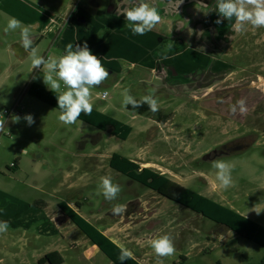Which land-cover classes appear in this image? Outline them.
Returning <instances> with one entry per match:
<instances>
[{
    "label": "rangeland",
    "instance_id": "1",
    "mask_svg": "<svg viewBox=\"0 0 264 264\" xmlns=\"http://www.w3.org/2000/svg\"><path fill=\"white\" fill-rule=\"evenodd\" d=\"M94 1L0 0V113L6 108L15 112L10 119L0 118V220L9 224L0 234V264H49L45 255L53 251H60L64 264H113L63 216L62 201L141 264H157L147 240L163 234L172 237L176 249L163 264H264V247L258 243L224 233L216 223L130 182L110 166L112 154H122L264 226V212L251 211L259 203L264 208V27L246 25L237 31L225 28L228 20L217 24L215 0L200 3L206 9L192 4L177 14L165 1L145 0L168 10L159 8L160 23L139 36L126 27L124 14L139 0H96L99 5L93 8ZM31 9L36 19L25 12ZM12 17L31 26V37L46 33L35 47L38 56L58 58L69 43L87 42L110 73L91 89L93 108L130 124L127 140L80 119L64 125L60 110L28 94L30 83L47 86L29 52L21 59L12 51L14 43H21L19 30L4 31ZM35 20L38 25H31ZM161 46H167L166 53L158 51ZM153 88L158 111L169 115L167 124L159 123L156 114L139 115L123 106L125 89L141 99ZM104 92L108 99H102ZM240 99L246 114L239 108L230 111ZM28 114L35 120L31 126L24 119ZM242 135L258 142L244 154L217 159L233 166L232 186L225 189L203 154ZM106 175L121 189L112 201L97 195ZM131 200L140 204L127 217L126 212H107L116 204L128 209ZM104 202L109 207L100 210Z\"/></svg>",
    "mask_w": 264,
    "mask_h": 264
},
{
    "label": "clouds",
    "instance_id": "2",
    "mask_svg": "<svg viewBox=\"0 0 264 264\" xmlns=\"http://www.w3.org/2000/svg\"><path fill=\"white\" fill-rule=\"evenodd\" d=\"M215 9L218 11L220 17L216 21L217 24L222 23L224 20H228L231 28H234L237 31L246 30V25H250L254 29L264 27V0H215ZM124 14L126 27H128L134 35L139 36H143L152 31L161 21V15L158 9L155 6H149L145 0H139V3L136 6L127 9ZM233 18H235L234 24L231 23ZM16 30L20 31L21 47L29 52L32 58L33 69L39 68L42 70L44 84L49 90L57 94L58 109L60 110V115L58 117L59 121L64 125H72L77 122L82 113L91 115L93 111L91 89L101 85L109 77L110 73L109 70L104 67L102 60L92 53L87 42H84L83 46L80 44L74 46L69 43L66 46L63 55L58 58L53 56L45 58L43 56H38L33 47L31 26L23 25L20 20L14 17L8 18L4 31L14 32ZM44 35L46 37V33ZM39 36L38 33L36 37ZM61 85H63V90ZM155 91V88L150 89L149 94L143 96L138 101L129 94L128 89H125L122 93L123 106L127 107L128 105H131L133 108H138L143 104H147L150 111L155 113L159 110ZM105 95H107V93H105ZM229 107L230 111L233 113L237 111V108H239L241 114H246L247 112L244 99L238 100L235 104L230 105ZM24 119L29 126L35 123L34 117L31 114L26 115ZM19 120L20 117H15L14 119L16 122H19ZM169 121L167 123H169ZM103 132H108V129L106 128ZM132 160L136 162V160ZM212 167L216 170V179L220 182L221 186L225 189L231 187L233 183L231 176L233 166L223 160H215L212 163ZM152 170L156 171L154 169ZM156 172L161 174L159 171ZM120 191L119 184L113 183L110 176L106 175L100 178L97 195L102 193L105 200L112 201L117 198ZM77 206L79 207L80 205L77 203ZM72 207L74 208V206ZM126 210V205L116 204L112 208V213L113 215L120 216L125 213ZM251 211L260 215L264 212V208H262L259 203L251 208ZM8 228V222L0 220V234L6 233ZM100 229L104 232V229ZM147 244L151 247L158 258L157 264H163V258L173 256L176 252L174 241L169 234L150 238L147 240ZM134 257L135 256L129 249L121 248L119 255L121 264H124L125 261L133 259ZM136 259L140 262L138 258ZM46 262L49 263L47 260Z\"/></svg>",
    "mask_w": 264,
    "mask_h": 264
},
{
    "label": "trees",
    "instance_id": "3",
    "mask_svg": "<svg viewBox=\"0 0 264 264\" xmlns=\"http://www.w3.org/2000/svg\"><path fill=\"white\" fill-rule=\"evenodd\" d=\"M27 92L30 96L37 97L40 101L58 109L57 94L44 85L37 82L30 83ZM134 98L138 101L140 100L137 97ZM128 110L139 115L151 114L154 116L156 114L157 119L160 120L159 123H167L170 119L169 115L166 117L162 116L160 111L153 113L147 104H143L138 108L128 105ZM79 119L101 131L106 128L115 127L112 135L121 140H127L133 131V127L130 124L115 119L96 108H93L91 115L82 113ZM110 166L126 177L138 180L148 186V188L156 190L158 194L164 198H168V200L183 204L197 213L210 217L217 223H226L230 229L240 236L253 240L264 247V226L235 212L227 205L217 202L206 195L197 193L195 190L187 188L175 180L172 181L150 168L141 167L137 162L116 152L110 158ZM9 170L12 171V168H9ZM58 206L61 213L75 224L109 260L114 264H121L119 255L122 247L118 243L104 234L100 228L88 221L67 202L62 201ZM46 207L44 205L42 208ZM46 260L49 264H64L65 262L64 257L58 251L48 253ZM124 264L141 263L134 257L125 261Z\"/></svg>",
    "mask_w": 264,
    "mask_h": 264
},
{
    "label": "flooded vegetation",
    "instance_id": "4",
    "mask_svg": "<svg viewBox=\"0 0 264 264\" xmlns=\"http://www.w3.org/2000/svg\"><path fill=\"white\" fill-rule=\"evenodd\" d=\"M161 1H165L166 3H167V6H168V8H169V10H172V13L173 14H177V13H179V12H182V10L186 7V6H188V5H192V4H200V3H205L204 1H207V0H161ZM96 3V2H95ZM179 3H181L182 4V6H179V8L177 7V4H179ZM206 4V3H205ZM21 5V4H20ZM99 5V2L97 1V3L95 4V5H93L92 7L94 8V7H97ZM201 5V4H200ZM201 8H203V9H206L207 7H205V6H200ZM159 8L160 9H167L166 8V5L165 6H161V7H157V9L159 10ZM168 10V9H167ZM32 13L34 12V10H32L31 11ZM160 14L161 13H163V12H159ZM215 15H217V16H219V14H218V11L216 10L214 13H212V16H213V18L215 17ZM220 18V17H219ZM214 21V20H213ZM231 23H233V20H232V22ZM31 25H33V26H36V25H38V22L37 21H34V22H32V24ZM225 28H227V29H231V26H230V22H228L226 25H225ZM32 39H36V35H34V37H31ZM21 44V43H20ZM163 48H167V46H161V48L158 50V51H160V52H162V53H166V50L165 49H163ZM158 55H162L163 56V54H158ZM188 76H191V75H189V73H186ZM199 74H201V72L199 73ZM182 77V76H181ZM182 78H184V77H182ZM185 79V78H184ZM143 84V83H142ZM110 130H112V131H114L115 130V127H112V128H109ZM257 142L258 141H256V139H255V136H250V138L249 137H247L246 135H242V136H236V137H234V138H230V139H228V140H226V141H223L220 145H218V146H215V147H211V148H209V150H207L206 152H204V154H203V159L204 160H206V162H208V163H213V161H215V160H217V159H219V158H221V157H225V156H231V155H236V154H244V153H246L245 151H249L250 149H252V148H255L256 147V145H257ZM140 165V164H139ZM162 174V173H161ZM162 175H164V174H162ZM164 176H166V175H164ZM166 177H168V176H166ZM170 180H172L173 181V179H171L170 177H168ZM130 179V178H129ZM130 182H132V183H134V182H139L138 180H135V179H131L130 180ZM177 182V181H176ZM140 184H142L141 182H139ZM142 185H144V184H142ZM145 186V185H144ZM185 186V185H184ZM186 187V186H185ZM187 188H189V187H187ZM150 189V188H149ZM152 190V189H151ZM153 191H155L156 193H158L156 190H153ZM201 191V190H200ZM197 192V191H196ZM202 192V191H201ZM197 193H199V192H197ZM200 194H202V195H204L203 193H200ZM205 196V195H204ZM132 201V200H131ZM68 203V202H67ZM177 203V202H176ZM69 204V203H68ZM178 204H180V203H178ZM109 205V202L107 203V202H104V204L102 205V207L100 208V210H102V208L103 207H109L108 206ZM180 205H182V206H184V207H186L185 205H183V204H180ZM187 209H189V210H191L190 208H188V207H186ZM231 208V207H230ZM233 209V208H232ZM99 210V211H100ZM234 211H235V209H233ZM191 211H193V212H195L194 210H191ZM107 212H109L110 214H113L112 213V209L110 210V209H108V211ZM235 212H237V211H235ZM195 213H197V212H195ZM237 213H239V212H237ZM198 215H201L202 217H204V218H206V219H208V220H210V221H212V222H214V223H216L218 226H219V228L225 233V231L227 230V232L228 231H233V232H235L234 230H232V229H230L229 228V226L226 224V223H217V222H215V221H213L210 217H208V216H204L203 214H200V213H197ZM239 214H241V213H239ZM241 215H243V214H241ZM64 216V215H63ZM244 216V215H243ZM65 217V216H64ZM245 217H247V216H245ZM247 218H249V217H247ZM250 219H252V218H250ZM252 220H254V219H252ZM255 221V220H254ZM258 223V222H257ZM236 233V232H235ZM237 234V233H236ZM237 235H239V234H237Z\"/></svg>",
    "mask_w": 264,
    "mask_h": 264
},
{
    "label": "water",
    "instance_id": "5",
    "mask_svg": "<svg viewBox=\"0 0 264 264\" xmlns=\"http://www.w3.org/2000/svg\"><path fill=\"white\" fill-rule=\"evenodd\" d=\"M45 35L41 34L38 38H34L33 40V47L35 48L43 39H44ZM12 51L14 53H16L21 59L24 58L25 55H27V51H25L22 47L20 43H14V47L12 49ZM108 132L111 133L113 132L112 130H110L109 128ZM140 202L138 200H133L129 203L128 209L126 210L125 216L127 217V215L129 214V212L132 211H137V208L139 206ZM227 232V230L225 231V233Z\"/></svg>",
    "mask_w": 264,
    "mask_h": 264
},
{
    "label": "built area",
    "instance_id": "6",
    "mask_svg": "<svg viewBox=\"0 0 264 264\" xmlns=\"http://www.w3.org/2000/svg\"><path fill=\"white\" fill-rule=\"evenodd\" d=\"M47 54L48 53L45 54V56H44L45 58H47ZM39 71H42V70L37 68V72H39ZM105 93H107V92L102 93V98L103 99L108 98V93H107V95H105ZM14 114H15L14 111H11V110L6 108L4 111H2V113H0V118L7 117L8 119H10Z\"/></svg>",
    "mask_w": 264,
    "mask_h": 264
},
{
    "label": "crops",
    "instance_id": "7",
    "mask_svg": "<svg viewBox=\"0 0 264 264\" xmlns=\"http://www.w3.org/2000/svg\"><path fill=\"white\" fill-rule=\"evenodd\" d=\"M94 2H96V0L94 1ZM97 3V2H96ZM26 7V6H25ZM27 9V8H26ZM32 10V9H31ZM25 12L32 18V19H36L37 18V12L34 10V12L32 13L31 11H29V10H25ZM179 13H181V12H179ZM35 21H37V20H35ZM39 33H41V32H39ZM158 55V54H157ZM158 56H160V55H158ZM178 182V181H177ZM180 183V182H179ZM181 184V183H180Z\"/></svg>",
    "mask_w": 264,
    "mask_h": 264
}]
</instances>
